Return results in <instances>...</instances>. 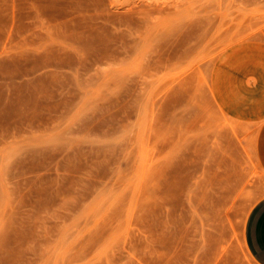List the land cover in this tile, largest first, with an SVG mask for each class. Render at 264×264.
I'll list each match as a JSON object with an SVG mask.
<instances>
[{
  "label": "rangeland",
  "instance_id": "1",
  "mask_svg": "<svg viewBox=\"0 0 264 264\" xmlns=\"http://www.w3.org/2000/svg\"><path fill=\"white\" fill-rule=\"evenodd\" d=\"M264 0H0V264H257Z\"/></svg>",
  "mask_w": 264,
  "mask_h": 264
},
{
  "label": "crops",
  "instance_id": "2",
  "mask_svg": "<svg viewBox=\"0 0 264 264\" xmlns=\"http://www.w3.org/2000/svg\"><path fill=\"white\" fill-rule=\"evenodd\" d=\"M264 156V141H263ZM244 244L257 264H264V196L249 211L244 224Z\"/></svg>",
  "mask_w": 264,
  "mask_h": 264
}]
</instances>
